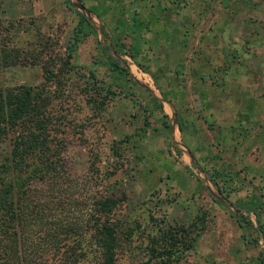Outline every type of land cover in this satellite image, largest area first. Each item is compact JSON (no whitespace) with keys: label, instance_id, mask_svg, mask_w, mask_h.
Segmentation results:
<instances>
[{"label":"rangeland","instance_id":"374dc122","mask_svg":"<svg viewBox=\"0 0 264 264\" xmlns=\"http://www.w3.org/2000/svg\"><path fill=\"white\" fill-rule=\"evenodd\" d=\"M0 5V85L52 97L51 223L85 232L64 242L79 264L108 198L115 264H264V0ZM181 230L190 250L160 262Z\"/></svg>","mask_w":264,"mask_h":264},{"label":"trees","instance_id":"16d2710c","mask_svg":"<svg viewBox=\"0 0 264 264\" xmlns=\"http://www.w3.org/2000/svg\"><path fill=\"white\" fill-rule=\"evenodd\" d=\"M78 17L80 25L87 23L82 14L78 13ZM2 27L0 19V34ZM3 53L0 35V72L4 68ZM110 65L121 71L118 63L112 61ZM51 102L52 97L45 90H9L0 85V141L9 139L7 151L0 155V264H79L86 258L78 250H68L64 244L68 237L78 239L85 232L78 234L77 227L68 223H51L49 194L58 167L64 168L62 153L49 136ZM117 203L110 198L101 203L96 227L94 224L88 228L86 234L89 248L101 249L97 264H115L116 233L106 216ZM101 218L105 221L101 222ZM239 226L246 231L254 230L245 218L239 219ZM93 229L95 234H89ZM41 240L49 248L45 252L38 243ZM167 240L170 249L155 256L160 262L172 260L175 254L172 248L183 240L186 248L180 255L190 250L191 239L184 230L170 233ZM73 251L77 255L72 256Z\"/></svg>","mask_w":264,"mask_h":264}]
</instances>
